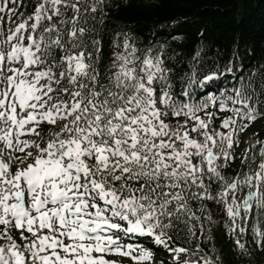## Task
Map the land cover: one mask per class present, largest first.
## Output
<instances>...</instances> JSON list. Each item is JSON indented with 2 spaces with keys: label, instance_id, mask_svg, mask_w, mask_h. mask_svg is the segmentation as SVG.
<instances>
[{
  "label": "snow or ice",
  "instance_id": "obj_1",
  "mask_svg": "<svg viewBox=\"0 0 264 264\" xmlns=\"http://www.w3.org/2000/svg\"><path fill=\"white\" fill-rule=\"evenodd\" d=\"M109 7L0 0V264H164L141 238L169 264H218L221 222L240 256L249 230L264 249V141L224 175L264 117V75L236 76L229 61L201 77L190 60L178 77L167 40L141 49L122 32L103 64ZM225 74L233 83L217 86Z\"/></svg>",
  "mask_w": 264,
  "mask_h": 264
},
{
  "label": "trees",
  "instance_id": "obj_2",
  "mask_svg": "<svg viewBox=\"0 0 264 264\" xmlns=\"http://www.w3.org/2000/svg\"><path fill=\"white\" fill-rule=\"evenodd\" d=\"M25 2L31 10V0ZM110 3L102 33L106 37L103 64L108 62L112 51L108 47L109 38L115 32H122L133 34L137 47L141 49L149 44L155 45L157 41L167 40L166 54L172 59L166 63L174 68L178 77L191 72L190 60L196 65L197 75L201 77L216 70L217 65L223 71L229 61L236 76L247 77L253 70L257 72V80L260 75H264V0H110ZM179 21L181 25L171 32L161 30ZM198 47L202 49L200 57L193 60ZM173 53L178 55L173 56ZM231 83V74H225L217 86L226 87ZM175 87L178 91L179 79ZM260 99L264 100V92ZM261 111H264V106H261ZM227 114L222 113V117ZM215 126H220L217 119ZM250 132L258 134L255 138L264 141V117L251 124ZM259 147L256 144L257 150ZM243 150V144L235 148V154L240 157L231 162L224 170V175H235L241 168L247 170V164L241 165ZM209 207L216 220L227 219L222 206L209 204ZM212 235L214 241L209 243H214L219 256L218 264H264V249L255 245L251 230L241 237L242 242L247 241L249 246L250 255L247 257L238 254L234 238L226 234L222 222L214 227ZM147 240L148 245L145 246L152 249L154 256H159L169 264L170 253L162 246L152 244L150 238ZM176 243L194 250L195 240L191 245L181 241ZM202 247L208 250L207 245Z\"/></svg>",
  "mask_w": 264,
  "mask_h": 264
},
{
  "label": "rangeland",
  "instance_id": "obj_3",
  "mask_svg": "<svg viewBox=\"0 0 264 264\" xmlns=\"http://www.w3.org/2000/svg\"><path fill=\"white\" fill-rule=\"evenodd\" d=\"M145 1H148V0H145ZM241 138H242V142H243L241 144H244V146L246 145V147L249 145H252L256 141L255 135H253L251 133L243 132V133H241ZM245 141H247V143H244ZM243 151H242V153H243ZM154 258L156 261H160V259L158 257H154ZM108 259H120V257L110 255V256H108ZM123 259L125 261V264H131L132 263V261L128 258H123Z\"/></svg>",
  "mask_w": 264,
  "mask_h": 264
}]
</instances>
